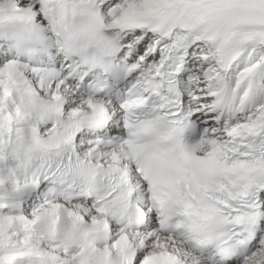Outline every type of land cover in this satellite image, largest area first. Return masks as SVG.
<instances>
[{"label": "bare ground", "instance_id": "obj_1", "mask_svg": "<svg viewBox=\"0 0 264 264\" xmlns=\"http://www.w3.org/2000/svg\"><path fill=\"white\" fill-rule=\"evenodd\" d=\"M25 1L26 0H2L0 3V12L2 13L0 16H3L0 17V37L5 38L2 42L6 43V41L9 40L12 41L21 39L28 40V38L33 37L32 35H37V32L32 31V35H24L27 30L31 31L32 29H36L39 31L42 27H47V25L42 24L45 23V18L37 10L38 2L36 0H29V3H26ZM144 1L146 2V0ZM155 2L158 3L157 1ZM149 3L134 4V2L131 1L129 2V5H121L119 9L110 12V15L113 19L126 20L127 22L139 20L150 21L153 20L154 14L157 13L158 15H164L169 8H173L175 16L178 21H180V24L183 25L185 23H190L195 18H200L206 15L228 14V12L233 14L235 11L242 9L244 6L264 8V0H170L154 4L152 6H149ZM187 8H193L192 10L194 13L188 14L189 11H187ZM185 10L188 13H185ZM16 17L22 18V20H17L14 24H10L8 22V19ZM2 18H5V20ZM218 29L230 30L234 32L233 38L229 41V43L232 44L231 49H240L252 45H257L255 50L262 49L258 45H260V43L264 40V30L243 28L239 26V24L230 21L222 23ZM45 33L47 35H53V31L48 30V28H45ZM128 36H130V34ZM136 36L138 38L137 40H139L142 36V43L147 37H149L147 32L142 31L133 37ZM124 38H126V36ZM2 42H0V44H2ZM139 48H141V46ZM5 56V51H2L0 46V59ZM254 56V53L251 54L249 59L252 60ZM236 57L237 55L235 56L233 64L237 61ZM15 61L16 60L10 58V61L0 68V81H3V83L0 84V106L11 105L12 107V92L14 91H33V89H36L35 86L43 84L48 85L46 81L34 77L22 63H15ZM30 75L33 76L32 80L28 78ZM10 77L12 78L11 80ZM13 84H22L21 86L25 87H13ZM59 90L60 82L56 84L55 88L56 92ZM63 90L72 92L71 89H69V86L64 87ZM56 92L52 94L53 98L57 97ZM46 93L47 95H50L49 88ZM8 110L9 109H7V111ZM7 111H3V114H6ZM4 124L5 122L0 125V129L4 126ZM27 190L28 187L20 190L19 192H11V187H0V228L2 229L0 237V264L4 263L3 259L6 254V251L2 252V249L6 246H13L12 244H15V242H17L16 244L21 243L20 238L16 237H21L23 241H25V244L29 242H36L37 234L32 231L29 224V218L35 216L37 211H34L32 214L30 213L31 209L29 210V207L31 203L24 198V194ZM39 196L40 195H37V197ZM47 199L51 200L52 196L48 195V197L45 198V202L40 205V209H44L45 205L48 204ZM56 206L57 203L55 202L50 207L55 208ZM79 206L84 211L88 209V206L86 205ZM35 207L36 206H34V208ZM46 211L47 209H44L43 213H46ZM189 258L195 259V256L190 254Z\"/></svg>", "mask_w": 264, "mask_h": 264}, {"label": "rangeland", "instance_id": "obj_2", "mask_svg": "<svg viewBox=\"0 0 264 264\" xmlns=\"http://www.w3.org/2000/svg\"><path fill=\"white\" fill-rule=\"evenodd\" d=\"M20 1V0H19ZM147 1H149V0H146V2L144 1V0H136L135 1V4H138V3H141V4H143V3H146V4H148L149 2V6H152V5H154V4H158V3H162V2H167V1H169V0H155V1H157L158 3H156L154 0H150L149 2H147ZM154 1V2H153ZM204 1H206V0H204ZM208 1V0H207ZM2 2V0H0V3ZM16 2V1H15ZM26 3H29V0H26L25 1ZM19 4V3H18ZM151 4V5H150ZM188 9V10H187ZM186 10L187 11H189V13L185 10V13L187 12L188 14H193L194 13V11L192 10L193 8H191V9H189V8H187ZM190 10H192V11H190ZM0 14H2L1 12H0ZM30 16V15H29ZM0 17H3V16H0ZM24 17H26V16H24ZM3 20H5V18H2ZM139 32L140 31H136V30H134L133 31V33H132V35L133 36H135L136 34H139ZM144 32H146V31H144ZM131 34H130V36L129 37H133ZM139 36V35H138ZM142 38V36L140 37V39ZM153 38V37H152ZM138 38H137V36H136V40H137ZM151 40V38H149V37H147L145 40H144V42L143 43H146V42H149ZM3 45H6V43L5 42H3ZM199 47V46H198ZM200 47H201V45H200ZM202 48H204V49H206L207 48V46L205 47H202ZM252 48H254V46L252 47ZM261 48L262 49H259V50H255L254 52H252V51H248L245 55H244V57L242 58V61H246V62H248V64L246 65V66H252V65H256V66H258V67H260L263 63H264V46H261ZM207 50H209L208 48L202 53V55L201 56H203V57H206V56H208V54H207ZM201 51V50H200ZM200 51H198V50H195V51H193L192 52V55H193V57H194V59L196 60V57L198 56V52H200ZM255 54V56H254V58L252 59V60H250L249 59V57H250V55L251 54ZM209 58V57H208ZM212 60V58H211V55H210V58L208 59V62L209 61H211ZM7 62H4L3 61V58L2 59H0V68L1 67H3L5 64H6ZM25 67V66H24ZM3 75V74H2ZM32 75H30V76H28V78H30L31 80H32ZM3 111L0 113V125L4 122L3 120H4V118H3ZM40 197V196H39ZM44 202H45V200H44ZM44 202L42 203V204H44ZM33 203V204H32ZM36 204H38V201H33V202H31V205H30V208H29V210H30V213H31V211H32V213H33V205L34 206H36ZM40 204V203H39ZM42 204H40V205H42ZM35 209H38V206H36V208ZM31 213V214H32ZM17 242H15V244H16Z\"/></svg>", "mask_w": 264, "mask_h": 264}]
</instances>
